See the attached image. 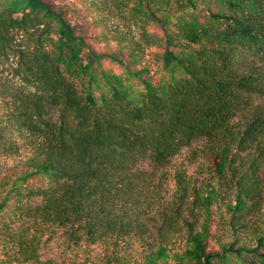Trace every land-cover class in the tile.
I'll return each instance as SVG.
<instances>
[{
	"label": "trees",
	"instance_id": "1",
	"mask_svg": "<svg viewBox=\"0 0 264 264\" xmlns=\"http://www.w3.org/2000/svg\"><path fill=\"white\" fill-rule=\"evenodd\" d=\"M103 3L139 28L138 39L115 37L127 48L96 53L82 25L44 0H0V61L12 56L19 80L1 92L12 108L0 152L19 151L15 132L32 149L0 179L4 243L20 264H38L44 228L67 229L75 244L128 236L142 228L118 212L132 170L202 144L196 152L212 154L219 183L234 192L235 238L211 251L209 226L187 224V264H264V0ZM177 184L186 198L189 185ZM165 224L163 237L176 223ZM239 234L255 246L234 248Z\"/></svg>",
	"mask_w": 264,
	"mask_h": 264
},
{
	"label": "rangeland",
	"instance_id": "2",
	"mask_svg": "<svg viewBox=\"0 0 264 264\" xmlns=\"http://www.w3.org/2000/svg\"><path fill=\"white\" fill-rule=\"evenodd\" d=\"M44 1L55 10L64 12L73 24L82 25L88 45L96 53L116 52L126 47V42L118 45L115 37L127 34L138 39L139 28L133 21L128 16L118 15L115 8L104 4L103 0ZM149 58L150 55H146L143 60ZM14 64L12 56L0 61V127L7 126L6 115L12 108L10 98L1 92L19 85V80L12 73ZM105 66L120 72L111 64ZM13 134L19 151L10 157L0 152V179L11 171L20 170L32 157V149L24 144L25 135ZM202 147V144H195L183 149L163 167L141 162L132 170L133 190L126 200L121 201L118 212L122 218H131L133 225L139 224L142 228L128 236H113L110 240L96 243L81 241L79 244L69 238L67 229H41L37 233L38 264H187V224L193 225L196 231L201 230L205 223L209 226L212 237L208 249L211 251H220L221 246L234 242L235 237L229 227L234 192L219 183L212 154L196 152ZM179 180L189 185L186 198L180 196ZM38 183L40 181L36 179L35 184ZM194 189L201 199L209 203L207 208L197 206ZM33 203H38V200ZM205 210L210 211V219ZM169 219L176 223L175 231H169L163 237L161 233ZM249 237L238 236L234 248H253L255 243ZM9 247L0 232V264H20L15 249Z\"/></svg>",
	"mask_w": 264,
	"mask_h": 264
}]
</instances>
